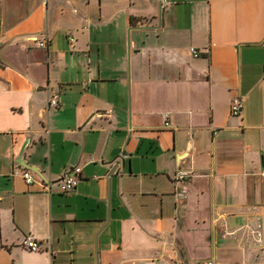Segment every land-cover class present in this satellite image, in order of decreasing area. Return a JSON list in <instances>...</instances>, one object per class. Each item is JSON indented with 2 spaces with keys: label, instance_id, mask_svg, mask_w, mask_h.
Here are the masks:
<instances>
[{
  "label": "crops",
  "instance_id": "1",
  "mask_svg": "<svg viewBox=\"0 0 264 264\" xmlns=\"http://www.w3.org/2000/svg\"><path fill=\"white\" fill-rule=\"evenodd\" d=\"M263 172L264 0H0V264H264Z\"/></svg>",
  "mask_w": 264,
  "mask_h": 264
},
{
  "label": "built area",
  "instance_id": "2",
  "mask_svg": "<svg viewBox=\"0 0 264 264\" xmlns=\"http://www.w3.org/2000/svg\"><path fill=\"white\" fill-rule=\"evenodd\" d=\"M30 39H32L34 41V45L39 46V47H46L47 46V41L45 39H42L40 37H38L37 35H32L30 37ZM68 40L70 42L74 41V37L72 35H68ZM191 52L193 53L194 56H199L200 53L199 51L192 47L191 48ZM51 104L52 105H57V100L55 98H53L51 100ZM243 111V101L242 98L239 96H235L232 98L231 102H230V113L233 116H240L242 114ZM164 124L165 126H169V121H168V117L167 115H164ZM80 171L81 168L79 166H75L72 167L71 169H69L64 176H62L59 180H57V185L60 188V190L64 191V192H68L71 191L75 188L78 180L80 179ZM13 174H19L25 181L26 184L28 185H32L34 183H37L40 185V187L42 188V190L46 191V192H51L52 188H51V184L52 181L51 180H46L40 177H37L32 171H30L29 169H20V170H15L13 171ZM189 174L186 171H179L178 172V178L179 179H183L186 178ZM263 178H264V172L262 174ZM23 244L30 250H38L39 247V243L35 240V239H25L23 241ZM205 264H219L216 261H214L213 259H208L205 261Z\"/></svg>",
  "mask_w": 264,
  "mask_h": 264
},
{
  "label": "water",
  "instance_id": "3",
  "mask_svg": "<svg viewBox=\"0 0 264 264\" xmlns=\"http://www.w3.org/2000/svg\"><path fill=\"white\" fill-rule=\"evenodd\" d=\"M158 5H159V7H161V0H158ZM160 8H159V23H160ZM146 27H148V26H146ZM140 28H142V26H140Z\"/></svg>",
  "mask_w": 264,
  "mask_h": 264
}]
</instances>
